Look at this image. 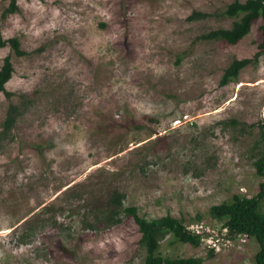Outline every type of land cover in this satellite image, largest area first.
<instances>
[{
    "label": "rangeland",
    "instance_id": "374dc122",
    "mask_svg": "<svg viewBox=\"0 0 264 264\" xmlns=\"http://www.w3.org/2000/svg\"><path fill=\"white\" fill-rule=\"evenodd\" d=\"M231 1L17 0L6 12L0 0V36L17 35L26 50L0 46V64L9 53L14 65L6 88L31 99L0 149V264H140L133 218L96 216L113 187L140 214L170 213L220 239L209 252L207 238L194 246L167 235L163 254L251 264L257 240L228 244L208 211L264 180L253 163L264 54L219 83L233 58L258 49L263 18L235 43L201 36L230 26L220 12ZM193 10L209 15L189 18ZM9 100L0 92V122Z\"/></svg>",
    "mask_w": 264,
    "mask_h": 264
},
{
    "label": "trees",
    "instance_id": "16d2710c",
    "mask_svg": "<svg viewBox=\"0 0 264 264\" xmlns=\"http://www.w3.org/2000/svg\"><path fill=\"white\" fill-rule=\"evenodd\" d=\"M17 8V0H9L5 11L14 12ZM220 14L234 18L230 26L212 28L201 34L203 38L223 39L227 42L235 43L250 31L252 22L256 18H263L260 26L262 39L258 44V49L252 56L235 57L229 62L219 80L220 84H226L236 80L240 70L245 65L250 62H257L258 58L264 54V0H232L226 4ZM208 15L209 13L206 11L193 10L188 17L204 18ZM4 45H8L16 55L26 53V50L21 47L20 39L17 35L6 38L0 36V46ZM13 72L14 65L11 55L8 53L3 57L0 64V92H3L10 99L5 115L0 122V149L4 143L16 137L14 129L17 120L31 102V99L22 93L17 95L19 101H14V92L6 88V82L11 78ZM228 121L240 124V127L245 129V122L235 118H230ZM253 125V123L248 124V126ZM136 126L139 127L140 124ZM259 132L264 139V129L262 127ZM253 163L256 167V172L264 176V141ZM124 199L125 193L117 187H113L109 191L103 207L97 209L98 213L96 216L107 224L121 221L122 215H128L133 218L140 232L139 245L144 251L143 260L140 264L202 263L203 257L199 255L171 256L160 251V241L167 235H170L174 240L188 242L194 246H198L202 242V235L187 227L182 218L170 213L147 217L139 213L137 205L125 204ZM208 211L212 217L221 220V224L227 229L226 233L229 237L244 233L248 236H253L257 240L259 247L253 255L251 264H264V180L259 182V189L255 194L248 196L234 193L230 199L210 205ZM196 217L199 220L201 215L196 214ZM212 251L213 248H210L209 252Z\"/></svg>",
    "mask_w": 264,
    "mask_h": 264
},
{
    "label": "built area",
    "instance_id": "2783aa9c",
    "mask_svg": "<svg viewBox=\"0 0 264 264\" xmlns=\"http://www.w3.org/2000/svg\"><path fill=\"white\" fill-rule=\"evenodd\" d=\"M189 228H190V227H189ZM224 228H225V227H224ZM190 229L193 230V231H195V232H197V233H200V234L202 235V236H201V239H202V240H204L205 238H207V240H208L209 243H210L211 248L219 247V246H220V244H219L220 239L214 237L212 234L205 233L203 229H199L198 227H197V228H190ZM226 231H227V229L225 228V232H224L222 238H223L224 240H226L228 244H231L232 241H233V239H235L237 236H238L239 238H241V239H243V237H244V239H247V237H248V235L245 234V233H244V234H237V235H235L234 237H229V236L227 235Z\"/></svg>",
    "mask_w": 264,
    "mask_h": 264
}]
</instances>
